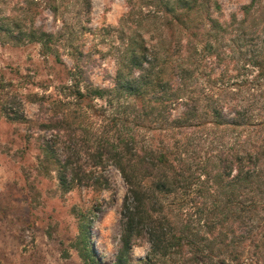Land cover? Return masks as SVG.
<instances>
[{
  "label": "trees",
  "instance_id": "trees-1",
  "mask_svg": "<svg viewBox=\"0 0 264 264\" xmlns=\"http://www.w3.org/2000/svg\"><path fill=\"white\" fill-rule=\"evenodd\" d=\"M82 1L90 9V0ZM160 1L169 18L166 29L172 33L178 25L184 33L174 43L178 50H171L179 60L161 57L154 45L129 42L114 74L105 73L106 86L93 83L96 60L83 45L67 41L64 30L50 32L33 23L27 27L16 15L0 14V34L38 44L42 55H51L60 65L59 47L67 43L72 65L58 88L61 99L37 102L39 112L50 113L40 130L52 138H40L37 164L53 168L64 192L80 185L106 190L107 167L117 170L126 193L110 264H132L130 253L139 239L149 243L141 264L162 259L199 264L197 260L209 259L213 249L205 253L206 246L188 234L190 221L205 211L199 199L209 200L217 213H239L254 247L262 238L251 236L250 227L256 214L264 212V100L255 106L234 97L242 95L243 71L248 68L254 73L252 87L264 89V23L251 26L247 40L236 33L260 0L241 6L242 18L232 14L228 22L220 20L223 12L217 3L212 9L195 6L196 0H183L178 7L171 0ZM50 9L56 15L58 5ZM69 110L90 121L83 130L70 121ZM93 213L90 208L77 214L76 247L85 264H101L87 245ZM258 224L263 227L264 220Z\"/></svg>",
  "mask_w": 264,
  "mask_h": 264
},
{
  "label": "rangeland",
  "instance_id": "rangeland-1",
  "mask_svg": "<svg viewBox=\"0 0 264 264\" xmlns=\"http://www.w3.org/2000/svg\"><path fill=\"white\" fill-rule=\"evenodd\" d=\"M250 1L196 0L195 6L203 4L213 9L217 3L223 12L220 20L228 22L232 14L241 19L239 8ZM171 2L178 7L183 0ZM53 4L58 5L56 15L50 9ZM163 12L160 0H90V9L82 0H0L1 15H16L27 27L33 23L34 26L43 25L50 32L64 30L67 41L83 45V51L96 60L90 78L97 86L108 84L105 73L114 74L121 51L129 42L154 45L161 57L179 60L177 52L171 54V50H178L174 43L184 38V33H180L178 25H174L172 33L168 31L165 23L169 18ZM252 13L236 31L242 32L245 40L251 35V26L264 23V0H260ZM190 17L193 19L194 15ZM66 44L64 41L59 47L63 62L60 65L51 55H42L38 44L17 42L0 34V264H85L76 247L77 214L90 208L95 213L88 247L101 264L112 263L116 254L121 206L126 193L117 170L107 167L109 188L106 190L80 185L64 192L53 168L41 169L37 164L40 138L52 139L49 132L39 127L50 113L39 112L37 102L42 98L46 103L61 99L58 88L66 82L67 69L72 65L66 55ZM231 70L235 77L236 72ZM243 72L242 95L234 97L246 100L247 105L257 101L261 104L264 89L259 84L252 87L250 80L254 73L250 68ZM256 109L261 114L260 105ZM69 118L80 130L90 122L77 111L70 112ZM260 137H264V129ZM262 143L264 146V138ZM262 150L264 152V148ZM192 152L197 154L198 151ZM199 202H203L199 207L205 211L190 221L188 234L191 241L206 246L205 253L209 247L213 249L209 259L197 260L199 264L221 261L225 264H264V226L258 227L264 220L263 211L256 214L250 227L251 236L262 234L256 248L246 238L248 232H244L239 213L228 210L217 213L209 200L199 199ZM148 251L149 243L145 239L137 240L130 253L131 263L141 264ZM173 261L180 263V260L162 259L156 264Z\"/></svg>",
  "mask_w": 264,
  "mask_h": 264
}]
</instances>
